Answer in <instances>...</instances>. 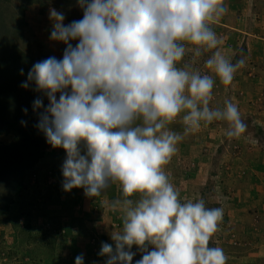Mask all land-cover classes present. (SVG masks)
Instances as JSON below:
<instances>
[{"label":"clouds","instance_id":"obj_1","mask_svg":"<svg viewBox=\"0 0 264 264\" xmlns=\"http://www.w3.org/2000/svg\"><path fill=\"white\" fill-rule=\"evenodd\" d=\"M77 4L83 17L68 24L50 8V39L66 45L62 58L36 62L21 87L35 85L49 101L35 99L33 110L47 143L66 152L63 189L83 188L88 197L112 185L122 191L109 205L121 214L122 231L111 234L115 250L103 243L99 254L106 264H133L137 246L143 255L135 264H227L224 250L210 246L224 209L203 198L182 201L165 171L179 142L202 127L225 122L229 139L247 131L237 104L212 106L217 79L231 86L247 63L224 53L212 27L227 14V0ZM209 53L210 72L193 67ZM177 121L182 134L170 127Z\"/></svg>","mask_w":264,"mask_h":264},{"label":"rangeland","instance_id":"obj_2","mask_svg":"<svg viewBox=\"0 0 264 264\" xmlns=\"http://www.w3.org/2000/svg\"><path fill=\"white\" fill-rule=\"evenodd\" d=\"M20 5L19 0H5L3 3L5 8L3 17L6 23L11 24L14 28L17 25L15 21L21 17L18 11ZM23 8L24 17L21 18L25 20L26 25L21 28L16 27L23 33L21 38L16 40V44L26 52L31 47L33 55L42 49L47 55L54 56L49 51H52V48L60 43L50 39L53 28V21L49 18L50 8H55L65 15V24L83 17V11L78 6L77 0H42L38 3L23 5ZM248 9L249 7L246 6L247 13ZM212 27L217 35L223 38L224 43L221 49L233 62L241 58L242 55L247 57L246 66L237 72L231 86L225 87L218 79L216 81L212 106L223 108L225 100L235 103L239 97L246 98V95L251 96L256 93L255 89L259 84L253 83L245 87V82L247 77L264 76V54H252L253 46L251 45L250 49L248 35L235 40L232 30L230 29L229 32V28H226L220 21L214 23ZM60 46H63V43H60ZM208 55L210 53L198 58L193 67L198 68L201 72H210L204 67V60ZM185 59L190 60L191 56L189 55ZM45 99L48 102L46 97ZM246 121L244 120L245 123ZM29 122L31 120L27 119L26 123ZM170 127L176 132L183 133V125L179 121ZM206 128H211L216 132L203 134L198 131L185 136L179 142L177 153L165 167L166 174L179 191L182 201H195L203 198L208 207L224 209L223 221L210 241V246H219L224 250L228 257L227 264H264L262 258L264 238L261 236L255 238V232L244 230L238 232L236 224L233 223V216L229 212L232 206L230 192L225 191L224 194L227 197L219 199V193L223 190L221 187L222 178H230L237 169L232 170V167L236 165L239 147L227 146V143L235 138L229 139L226 136L227 124L225 122H214ZM9 131V133L0 134V144L3 148H9V145L12 144L14 147L11 149L17 150L20 145V132L17 129ZM256 136L259 139L263 137L260 132H257ZM46 142L45 140L43 143L46 144ZM55 149L53 147L43 149L31 172L17 183L14 180L13 172L7 175V177H11V180L8 178L0 180V195H11V198H8V195L3 201L0 200V264H41L44 261L43 258H40L41 249L42 254H48V259L45 261L47 264H75V258L80 252L78 248L75 249L68 242L74 238L78 239L81 249V242L87 237V233L81 228L67 230L64 224V216L61 214V208H58L57 202H60L58 199L70 204L76 198L72 199L71 193L64 192L63 175L58 171L59 162L58 160L53 161L54 155H58ZM31 151H34V148ZM37 154L38 152H35V156ZM43 169L46 171L44 172ZM22 180L24 188L16 192L12 186L14 184L15 187H18L20 183H23ZM59 186L61 187L59 188ZM107 191L117 195L118 198L114 196L108 201L104 197H99L91 201L85 197V202H91L92 205L103 203V208L110 209L109 205L113 200L122 198V191L117 185H112ZM48 194L56 198L53 207L48 208V205L42 207L45 203L43 197ZM111 216L114 220L122 223V217L118 211H112ZM82 220L86 221V219ZM89 235L92 236V233L90 232ZM254 238L255 244L253 243ZM88 248H90L88 244L83 248L86 250L84 259L88 257ZM113 249L115 250V246ZM151 250L152 246H149V251ZM132 251L136 253L133 259V264H135L142 258L143 253L137 246H133ZM62 254H64V258ZM106 257L100 255L101 259ZM61 258L63 260H60ZM85 264L95 263L85 259Z\"/></svg>","mask_w":264,"mask_h":264},{"label":"crops","instance_id":"obj_3","mask_svg":"<svg viewBox=\"0 0 264 264\" xmlns=\"http://www.w3.org/2000/svg\"><path fill=\"white\" fill-rule=\"evenodd\" d=\"M246 6L249 7L248 13L245 10ZM227 8V14L220 22L226 28H229V32L230 29L232 30L231 32L235 36V40L241 39L243 36L245 38L248 35L247 38L249 40L250 49L251 45L253 46V49H251L252 54L263 55L264 0H227ZM60 43L54 46L52 51H49L58 59L62 58L66 47L64 44L60 46ZM72 43L75 45L76 42ZM246 79L245 87L253 83L256 85L259 84V86L255 89L256 93L251 95L252 97L250 95H246V98L239 97L235 102L239 107L242 119L247 120V131L242 134L240 138H235L233 141L227 143V146L231 148L235 146L239 147V156L236 159V165L232 167V170L237 168L234 175L230 178H222L221 187L223 190L219 193V199L227 197V195L224 194L225 191L228 193L230 192L232 196V206L229 212L233 216V223L236 224L237 231L240 232V230H244L246 232H255V238L260 236L264 238V231H261V229H264V76L247 77ZM199 132L203 134L207 132L214 134L216 131L214 132L211 128L207 129L206 127H202ZM257 132L262 133V139L256 136ZM51 147V145L45 144L44 149H50ZM55 152L58 153V155H54L53 161L58 160V171L59 174L62 175L61 167L66 158V152L62 148H56ZM45 171L46 170H44V172ZM40 172H42V170H40ZM63 180L64 177L62 178V182ZM60 187L61 186H59V188ZM64 192L71 193L70 196L72 199L73 197L76 198H74L75 200L70 204L61 199H58L60 202H57L59 204L58 208H61V214L64 216V224L67 230H78L81 228L82 231L84 229L87 233V237L81 242V249L78 239L75 240L74 238L68 243L75 249L78 248L80 252L79 255L83 256L86 255V250L83 248L88 244V246H90V248H88L89 254L85 259L95 264H106L108 257L101 259L99 254L102 244L108 243L115 246L111 234L113 232L122 231L123 224L114 220L111 216L112 211L103 208V203L92 205L91 202H85V197L91 201L99 197L86 196L83 188H74L71 192L64 190ZM114 196L118 198L117 195H113L110 191H106L100 197H104L109 201V199ZM43 200L45 203H43L42 207L48 205V208H50L53 207L56 198L48 194L43 197ZM82 219H86V221ZM258 231L260 232L257 233ZM90 232L92 236L89 235ZM70 236L72 235L70 234ZM74 236H76V234H74ZM255 238L253 239L254 244L256 243ZM45 252L47 253V251ZM40 255V258L44 259L41 264H47L45 261L48 259V254H42L41 249ZM65 255L68 256L67 254ZM62 256L64 258V254H62ZM63 258L60 260H63ZM262 258L264 260V255Z\"/></svg>","mask_w":264,"mask_h":264},{"label":"trees","instance_id":"obj_4","mask_svg":"<svg viewBox=\"0 0 264 264\" xmlns=\"http://www.w3.org/2000/svg\"><path fill=\"white\" fill-rule=\"evenodd\" d=\"M4 1L0 0V134L17 129L21 139L17 150L11 149L14 147L12 144L9 145V148H3L0 144V180L4 178L11 180V177H7V175L13 172L14 180L17 183L31 172L40 156L39 153L45 147L43 142L46 138L36 127L39 116L33 110V102L37 98H43L45 106L48 104L45 97L35 91V85L25 89L21 87V84L27 80V74L32 66L50 55H47L42 49L33 55L31 47L26 52L16 44V40L23 34L16 27L21 28L26 25L25 20L21 18L24 17L23 5L38 3L42 0H19L21 5L18 11L21 17L17 19L9 16L17 19L15 28L11 24H7L3 17ZM21 69H23V75H21ZM25 108L28 109L27 113L23 111ZM27 119H30L31 122L28 123L29 125L26 123V127H23L21 121L26 122ZM33 148L34 151H31ZM35 152H38L36 156ZM22 182L18 187L13 184L12 188L16 192L21 190L24 188V181L22 180ZM8 195V198H11V195ZM7 196L0 195V200L3 201Z\"/></svg>","mask_w":264,"mask_h":264}]
</instances>
